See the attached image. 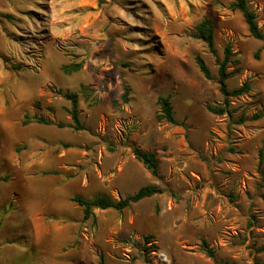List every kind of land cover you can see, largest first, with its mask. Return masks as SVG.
<instances>
[{"label":"rangeland","instance_id":"rangeland-1","mask_svg":"<svg viewBox=\"0 0 264 264\" xmlns=\"http://www.w3.org/2000/svg\"><path fill=\"white\" fill-rule=\"evenodd\" d=\"M231 3L0 0V264H214L202 239L220 264H264V42ZM248 5L264 32V0ZM205 18L217 56L194 37ZM227 45L228 88L251 85L232 116L207 108L222 106ZM160 96L176 124L158 119ZM34 114L53 123L24 125ZM134 147L156 153L157 176ZM150 184L165 191L95 218L72 201Z\"/></svg>","mask_w":264,"mask_h":264},{"label":"trees","instance_id":"trees-1","mask_svg":"<svg viewBox=\"0 0 264 264\" xmlns=\"http://www.w3.org/2000/svg\"><path fill=\"white\" fill-rule=\"evenodd\" d=\"M231 9L234 11H239L248 26L249 33L252 37L257 40H261L264 42V32L259 28L257 23V15L250 10L248 5V0H232L230 5ZM6 19L11 20L12 17L10 15H4ZM214 36H215V26L213 21L209 18L203 19L200 23H198L195 27L194 37L202 40L206 43L209 51L217 56V50L214 44ZM264 48V46H263ZM261 48V49H263ZM258 50L257 53L261 51ZM234 55L232 48L230 45H227L224 49V59H218V84L219 90L223 95L222 106H207L208 110L217 115L228 114L232 116L233 110L230 109V99L232 97H238L243 94L248 93L251 90V85L248 82H245L242 86L230 90L227 85V80L231 76V72L228 71V64L231 62V58ZM196 62L200 68V71L207 79H212L211 71L204 58L200 55L196 56ZM81 68V64H66L63 66V70L67 73H72L73 71H77ZM84 87V86H83ZM65 98L70 101L71 107L69 109V113L72 117L73 123L77 129L82 128L81 120H80V109H79V97L75 92L67 91L64 94ZM125 99H127V90L125 93ZM158 102L161 107V113L158 116L159 120H165L169 123L176 124V119L174 115L173 106L169 97L160 96L158 98ZM26 119L23 121L24 125L29 124L31 121H37L39 123L44 124H52L53 122L45 119L43 116L39 114H34L31 116H25ZM260 115H255L254 119H258ZM59 127H63L62 123L57 124ZM134 154L136 158L140 160L147 169L154 175L157 176L159 174V161L155 152L151 151H143L139 148H133ZM165 190L156 184H150L139 188L134 194L128 195L121 199H113L108 195H97L92 199H86L81 196H74L72 201L78 204L83 209V215L85 219L95 218V209L107 210L113 209L119 212L124 211L129 208L134 203H137L145 198L152 197L156 194H161ZM253 224L252 219L249 220V226ZM148 238L147 240L149 241ZM201 248L205 252V254L211 258L214 264H220L215 251L208 245L205 239H202ZM157 249V246L151 245L148 250ZM259 251H264V246L260 248ZM101 264L102 261H101Z\"/></svg>","mask_w":264,"mask_h":264}]
</instances>
